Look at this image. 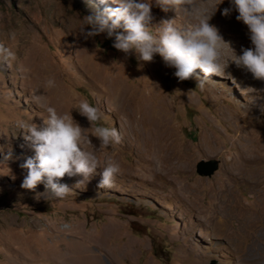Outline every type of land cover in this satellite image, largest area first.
I'll use <instances>...</instances> for the list:
<instances>
[{
    "label": "rangeland",
    "instance_id": "obj_1",
    "mask_svg": "<svg viewBox=\"0 0 264 264\" xmlns=\"http://www.w3.org/2000/svg\"><path fill=\"white\" fill-rule=\"evenodd\" d=\"M229 7L224 0L209 23L240 54L252 45L235 10L221 15ZM151 12L154 23L176 17L171 8ZM90 14L84 0H0V42L15 53L0 60V264H264V221L245 224V214L231 217L220 200L229 186L238 205L264 214V91L242 92L215 76L218 83L201 91L159 55L143 62L115 49L106 33L86 38L80 29ZM229 71L241 87L264 89L235 65ZM50 78L55 87H46ZM36 90L89 128L97 150L96 125L78 113L80 99L100 109V124L117 128L120 143L97 153L101 168L120 164L113 187L98 188L99 168L77 186L81 176H65L60 182L73 193L64 199L43 184L21 187L20 165L35 153L18 123L47 116ZM207 160L216 170L198 176L196 163Z\"/></svg>",
    "mask_w": 264,
    "mask_h": 264
},
{
    "label": "clouds",
    "instance_id": "obj_2",
    "mask_svg": "<svg viewBox=\"0 0 264 264\" xmlns=\"http://www.w3.org/2000/svg\"><path fill=\"white\" fill-rule=\"evenodd\" d=\"M85 2L91 14L83 18L80 31L86 38L106 33L108 38L114 37L112 46L115 49L125 54L134 51L143 62H151L159 55L167 66L176 69L174 75L179 81L195 79L196 88L201 91L209 84L218 83L211 79L213 76L230 80L242 92L264 91L251 86L241 87L229 71L230 66L235 65L250 73L253 79L264 81V0H229L230 7L221 12V15L229 16L235 10L238 13L236 20L248 29L252 46L241 48L240 54L217 27L209 23L224 0H111L117 7L103 10L91 0ZM153 6L164 12L171 8L176 17L154 23ZM85 25L90 31L84 32ZM14 59L15 53L0 42V60ZM46 87H55V80L48 79ZM33 100L45 109L47 116L39 124L33 120L18 123L24 141L35 153L33 158L20 165L26 171L21 187L34 191L43 184L49 196L64 199L73 193L72 188L60 182L65 176H81L77 186L90 180L98 168L102 169L98 188L113 187L121 171L120 164L108 160L101 168L97 153L106 151L113 143L119 144L121 137L117 128L99 123L103 116L100 109L87 98L80 99L77 108L91 126L96 125L91 136L100 141L97 150L86 134L89 128H82L70 111L58 112L39 90L34 91ZM10 159L11 151L4 156V161Z\"/></svg>",
    "mask_w": 264,
    "mask_h": 264
},
{
    "label": "bare ground",
    "instance_id": "obj_3",
    "mask_svg": "<svg viewBox=\"0 0 264 264\" xmlns=\"http://www.w3.org/2000/svg\"><path fill=\"white\" fill-rule=\"evenodd\" d=\"M251 151V150H250ZM251 153V152H250ZM258 156V155H257ZM260 156V155H259ZM259 156L258 157H255L254 159H252V158H250V161H255V160H257L258 158H259ZM261 157H263V155L261 156ZM234 167V166H233ZM233 167H232V169H233ZM231 169V170H232ZM238 172H239V174L241 173L239 170H238ZM225 187V186H224ZM223 187V188H224ZM225 193H226V195L224 196V197H222V199H220L221 201H222V203L224 204V206L226 205V206H228V207H226L225 206V211H224V213L225 212H231V217H234V216H238V215H240L241 217L243 216V214H245V218H243L242 220H244V222H245V224L246 223H248V224H252V223H255V222H263L264 221V214H260V213H256L255 212V215H254V213L252 212V210H248V209H244V208H242L240 205H238L237 203H238V200L235 198V195H234V193H233V191H232V189L229 187V186H227L226 188H225ZM218 194L220 195V191L218 192ZM253 209H254V207H253ZM224 215V214H223ZM224 216H226V215H224ZM259 216V217H258ZM227 217V216H226ZM258 217V218H257ZM257 218V219H256ZM253 225V224H252ZM240 229V228H239ZM239 240V242H240V238H238ZM244 239L245 238H243L242 239V241H244ZM245 245V244H244ZM244 245L242 244V247H244ZM263 250H261V252H262ZM261 254H263L264 255V251L261 253ZM88 256H86L85 255V257H83V258H87ZM79 260L81 261L82 260V255H80L79 256ZM252 262H256L255 260L254 261H252ZM257 264H261V263H257Z\"/></svg>",
    "mask_w": 264,
    "mask_h": 264
},
{
    "label": "water",
    "instance_id": "obj_4",
    "mask_svg": "<svg viewBox=\"0 0 264 264\" xmlns=\"http://www.w3.org/2000/svg\"><path fill=\"white\" fill-rule=\"evenodd\" d=\"M216 168L217 162L215 160L198 161L195 165V172L198 176L209 177L216 170Z\"/></svg>",
    "mask_w": 264,
    "mask_h": 264
},
{
    "label": "trees",
    "instance_id": "obj_5",
    "mask_svg": "<svg viewBox=\"0 0 264 264\" xmlns=\"http://www.w3.org/2000/svg\"><path fill=\"white\" fill-rule=\"evenodd\" d=\"M85 1V0H84Z\"/></svg>",
    "mask_w": 264,
    "mask_h": 264
}]
</instances>
